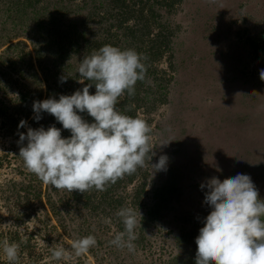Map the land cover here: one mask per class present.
Instances as JSON below:
<instances>
[{
  "label": "trees",
  "instance_id": "obj_1",
  "mask_svg": "<svg viewBox=\"0 0 264 264\" xmlns=\"http://www.w3.org/2000/svg\"><path fill=\"white\" fill-rule=\"evenodd\" d=\"M0 4L2 20L10 27L6 34L0 37V49L3 48L0 51V84L2 89L5 88L3 95L6 96L12 82L14 87H17L14 97L7 98V103L14 102V112H8L6 115L5 111H0V115L17 126L33 112L34 101L50 97L58 99L60 95H71L74 91L82 89L88 81L79 82V62L84 56L108 44L121 49L134 48L138 53L147 56L146 80L137 82L135 95L123 96L117 105L120 112L131 117L140 118L139 113L149 116L166 104L171 113L173 107L177 108L180 104H177L179 96L187 94L186 91L178 90L187 84L185 78L192 72V68L198 65L202 67V79L206 82L203 86L207 88L210 103L216 92L224 98H231L230 92L236 89V86H240L242 90V93H239L242 97L239 102L245 101L246 105V97L249 96L243 93H246L247 88H254L255 96L249 97L254 100L263 91L259 74L252 70L263 69L264 60L255 64L252 52L256 42L262 45L264 0H0ZM231 7L233 14L230 13ZM181 11L183 13H180ZM21 36L29 40L32 47L36 67L46 87L43 98L42 81L36 76L30 53L21 42L10 43ZM236 51L242 53L238 60L233 57ZM161 60L165 63L164 69L157 67ZM230 68L232 71H229ZM62 76L66 78V82H60ZM89 92L94 94L95 87L90 88ZM171 92L174 93L173 96ZM235 99L233 98V101ZM231 104L232 102L225 103V106ZM229 108L233 110V107ZM78 114L89 123L94 122L87 113ZM227 115L228 118L222 125L233 129L238 113L230 112ZM41 117L37 122L33 117L34 124L30 127L47 129L54 125L61 129L62 137L71 135L52 115L41 113ZM246 117L249 120L254 119L250 111L246 113ZM141 119L150 125L149 118ZM247 124L241 122L242 126ZM180 126V129H184ZM155 129H158V125ZM259 130L263 132L264 138V128L259 127ZM244 134L250 135L248 128ZM180 147L179 142L168 141V160L162 174L163 180L159 186L151 189L148 196L150 203L143 206L141 228H138L139 232H143L146 226L159 222L164 216L169 217L168 224L173 225L169 232L179 223H191L188 229L177 227L174 233L171 232L173 253L160 262L162 264H195V238L203 227L204 218L211 210L207 204L193 206L187 211L178 210L184 207L182 201H189V197L194 199L195 193L198 197L201 189L197 177L193 176L197 170L191 169V163L182 159L175 162L172 160V156L180 153L184 155V148ZM184 156L187 157L186 154ZM223 166V162L213 160L210 166L213 173H206L205 179L214 177V173ZM141 174L139 168L136 173L126 175L103 192L93 190L80 193L73 190L68 193L45 185L41 196L42 182L34 174L26 172L30 179L18 184L17 193L29 194L32 201L47 207L49 215L58 224L63 225L65 218L60 210L64 215H68L75 203L86 209V213L81 211L83 215L76 209V215L83 216V219L93 216L91 214L112 215L117 207H124L122 197L116 190L146 175L145 171ZM220 178L226 179L228 174L223 173ZM140 181L134 189L135 196L145 200V181ZM252 181L258 189L260 199L264 200V156L254 165ZM92 196L97 199L96 203ZM60 201V205L63 203L64 206L59 209ZM14 203L17 209L21 207L18 199ZM111 220L117 232L123 231L124 226L116 216ZM139 236L134 242L142 241L141 233ZM12 239H15L14 242H21L17 236ZM26 247L25 243H21L20 254ZM27 255L31 257L30 252Z\"/></svg>",
  "mask_w": 264,
  "mask_h": 264
},
{
  "label": "clouds",
  "instance_id": "obj_2",
  "mask_svg": "<svg viewBox=\"0 0 264 264\" xmlns=\"http://www.w3.org/2000/svg\"><path fill=\"white\" fill-rule=\"evenodd\" d=\"M146 60L147 56L134 48L104 45L79 62V82L88 81L82 89L58 99L34 101L36 121L42 118L41 113L50 114L71 135L62 137L61 129L54 125L47 129L28 127L26 134L19 133L18 143L26 141L19 148L26 170L49 188L68 193L106 191L146 166L152 171L165 170V155L149 164L155 155L154 146L149 143L151 126L117 108L120 98L134 96L136 83L146 80ZM259 77L264 81V69L259 71ZM60 82H66V78L60 77ZM93 86L95 93L90 94ZM78 113H87L94 122L89 123ZM26 123L21 120L18 128ZM205 186L208 191L204 203L211 210L195 238V264H264V200L250 176L236 174L223 180L212 177L206 185H200L202 189ZM115 216L124 227L109 243L133 251L138 239L136 230L141 228V213L138 208L121 207ZM103 223L111 224L112 220L104 218ZM26 241L27 237L20 243L7 239L2 242L7 264H19L20 246ZM96 245L94 235L73 239L71 250L56 244L49 247L50 261L79 257Z\"/></svg>",
  "mask_w": 264,
  "mask_h": 264
},
{
  "label": "rangeland",
  "instance_id": "obj_3",
  "mask_svg": "<svg viewBox=\"0 0 264 264\" xmlns=\"http://www.w3.org/2000/svg\"><path fill=\"white\" fill-rule=\"evenodd\" d=\"M232 10L233 8L231 7L230 13L233 14L234 11L232 12ZM1 11L0 4V37L5 35V32L10 28L8 23L4 24ZM180 13L183 12L181 11ZM15 42L24 44L25 50L30 53L31 63L35 69L36 76L42 81L43 79H41L36 67L35 56L29 40L21 36L13 39L10 43L13 44ZM261 44L260 46L259 42H256L253 48L252 57L255 64L264 60V50L262 49L264 48L263 34L261 36ZM241 54V52L236 51L233 53V57L238 60ZM157 67L159 69L165 68L163 60L157 64ZM201 71L202 67L198 65L192 68V72H189L188 77L185 78L188 81L187 84L181 86L178 90V92L186 91L187 94L186 96H179L177 104L179 102L180 104L177 105V108L174 106L171 113L166 104L160 106L149 116L138 114L140 118H149L152 129L149 143L150 146H154L152 151L155 155L152 156L149 164H155L161 155L166 156L167 145H160V143H167L168 141H172V143L179 142L182 149H185H183V152L187 157L180 155V153L177 156H172V160L175 162L182 159L191 163V169L197 170L193 176L197 177L196 180L200 184L206 185V173L212 175L213 172L210 166L213 160L224 163V166L214 173V177L221 179L220 177L223 173L228 174V178L234 177L236 174H246L252 180L254 165L264 156L263 132L259 130V127L264 128V81H260L263 91L258 94V97H255V100L249 98L254 97L256 94L253 87L247 88L246 93H243L249 96L246 97L247 105L245 101L239 102L242 98L239 96V93H242L240 86H236V89L230 92L232 94L231 98H224L219 95V92L218 94L216 92L211 97L212 102L210 103L208 102L210 96L207 88L203 86L206 82L202 79ZM229 71H232L231 68ZM259 71L252 70V72L257 74H259ZM16 89L17 87L15 88L12 82L6 91V96H4L5 88L2 89L0 84V111H5L6 115L8 112H14L15 104L14 102L7 103V98L14 97ZM45 92L46 87L42 81V98ZM173 94L171 92L172 96ZM233 98L236 99L233 101ZM229 102H232V104L225 106V103L228 104ZM229 107H233V110ZM248 111L252 113L254 119L251 118L249 120L246 117ZM230 112L238 113L233 129L222 125L227 120V114ZM34 115L35 113L31 112L23 119L27 122L23 128H18L13 122L7 118H1L0 115V264H7L2 250V242L5 239L8 241L10 239L11 242H14L15 239L12 238H15V236L20 241L27 237L25 243L27 247L20 254L19 264H31V261L33 264H162L160 262H163L173 253L172 244L174 243L171 238V232L174 233L177 227L188 229L191 226L190 222L179 223L169 232L173 225L170 226L168 224L169 217L164 216L159 222L146 226L143 232H139L137 229L136 231L142 235V241L134 242L135 249L129 251L127 248L118 249L109 243L118 232L112 223H103L104 218L112 219V217H115V213L120 209L119 207L112 215L108 213L104 216L102 214L98 216L91 214L93 216H86L88 218L83 219V216L79 217L76 215V209H79L80 214H82L81 211L86 213V209L75 203L68 215H64V212L60 210L61 215L65 218L63 225H60L49 215L47 207L37 205L35 201L31 200V196L25 192L17 193L18 184H23L30 179L26 175L28 171L19 157V148L26 145V141L23 144L18 143L19 133L26 134L27 128L31 125L33 126L32 118ZM241 122L248 124L247 126H242ZM157 125L158 129H155ZM179 125L184 127V129H180ZM247 128L250 135H243ZM237 135L240 136L238 137ZM194 159H199L200 161H194ZM192 170L190 172H193ZM141 171L142 174L145 171L146 175L144 177L137 178V180H133L126 184L124 188H119L116 191L122 197V205L124 207L138 208L141 215H143V206L150 203L148 196L151 189L159 186L163 180L162 174H164V170L152 171L150 166H146L141 168ZM140 179L145 181L143 188V194L146 196L145 200L138 195H136L137 197L135 196L134 189L141 182ZM41 188V196H43L45 184L42 183ZM207 191L206 186L203 189L201 188L198 197L195 193L194 199L191 200V197H189V201H182L181 203L184 207L182 206L183 208H178V210L187 211L193 206L197 207L198 205L206 204L204 203V196ZM16 199L20 201L21 207L18 209L14 203ZM94 202H97L96 198ZM60 203L61 201L59 202V209L64 206L63 203L61 205ZM139 233L138 238H140ZM87 235H94L97 241V245L87 253L79 257L73 256L70 260L50 261L51 252L49 247L60 244L65 249L71 250V241L73 239ZM28 252L31 253V257L27 255Z\"/></svg>",
  "mask_w": 264,
  "mask_h": 264
}]
</instances>
